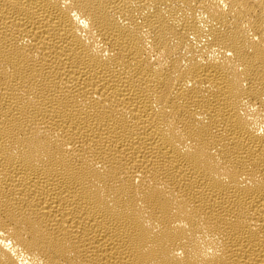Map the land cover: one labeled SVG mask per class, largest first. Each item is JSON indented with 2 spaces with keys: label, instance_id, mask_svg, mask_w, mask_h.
I'll return each mask as SVG.
<instances>
[{
  "label": "bare ground",
  "instance_id": "obj_1",
  "mask_svg": "<svg viewBox=\"0 0 264 264\" xmlns=\"http://www.w3.org/2000/svg\"><path fill=\"white\" fill-rule=\"evenodd\" d=\"M0 264H264V0H0Z\"/></svg>",
  "mask_w": 264,
  "mask_h": 264
}]
</instances>
